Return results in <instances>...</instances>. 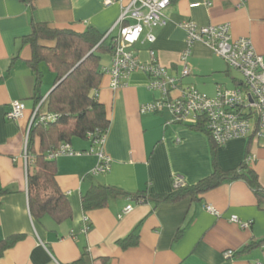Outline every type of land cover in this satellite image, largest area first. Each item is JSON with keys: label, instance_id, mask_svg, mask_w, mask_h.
<instances>
[{"label": "crops", "instance_id": "1", "mask_svg": "<svg viewBox=\"0 0 264 264\" xmlns=\"http://www.w3.org/2000/svg\"><path fill=\"white\" fill-rule=\"evenodd\" d=\"M113 1L0 0V243L22 235L4 251L0 264H69L83 253L91 264H264V244L244 250L264 238V209L245 180L223 183L201 199L156 203L133 196L168 195L175 191L177 176L194 185L214 171L212 140L206 132L184 123H168L171 113L166 109L141 111L160 92L149 88L151 76L139 69L119 88H112L107 72L100 83L99 100L110 119L102 145L110 158L109 169L93 174L99 162L96 152L57 157V181L69 198L72 217L57 222L51 215L32 216L24 153L37 81L29 64L32 47L24 37L32 32L36 20L79 32L89 26L102 32L113 29L112 34L118 35L119 26H114L122 8ZM165 19L164 25L150 30L153 42L144 33L132 48L143 63L152 61L153 50L172 76L180 77L183 69L181 57L188 47L183 23L188 20L199 26L229 23L232 38H250L256 51L264 54V0H172ZM187 61L193 73L181 79L180 87L193 85L206 94L202 88H214L213 95L208 94L214 96L219 85L226 87L227 80L235 83L229 64L204 42L191 46ZM42 64L39 94L46 98L55 79L53 83L44 81ZM111 64L112 55H104L102 68ZM16 101L24 103V113L11 119L7 114ZM75 138L70 143L77 151L98 149L89 136ZM39 144L37 139L38 149ZM248 154L256 156L248 164L264 186L262 140L239 138L218 146L216 163L224 171L232 170ZM93 184L113 186L127 194L111 199L104 208L86 212L82 196ZM129 205L132 210L124 212ZM232 216L250 222L249 226L232 221ZM86 226L88 231H84ZM133 230L139 233V242L123 248L119 240ZM228 251L233 254L228 256Z\"/></svg>", "mask_w": 264, "mask_h": 264}, {"label": "trees", "instance_id": "2", "mask_svg": "<svg viewBox=\"0 0 264 264\" xmlns=\"http://www.w3.org/2000/svg\"><path fill=\"white\" fill-rule=\"evenodd\" d=\"M117 36L102 32L94 26L79 32L70 28L52 27L47 22L34 21L32 32L24 37V42L32 47L30 66L36 73L35 108L44 98L39 94L42 72L41 63H45L55 74L54 88L39 108L37 119L30 128L28 152V191L29 206L34 218L51 215L57 222L72 217L73 211L66 192L57 181L56 158H50L49 152L62 142H72L73 138L86 139L91 132L96 137L105 135L110 127V119L105 105L99 100L98 91L105 70L102 68V57L113 55L117 46ZM235 83L238 82L234 79ZM46 112L58 115L55 121L43 122L39 118L42 108ZM205 119L191 127L202 130L212 140L214 161L213 173L194 185L176 188L168 195L145 197L134 194L139 199H150L156 203L177 202L186 198L201 199L207 191L226 182L243 179L252 188L258 199V205L264 209V186L260 183L257 172L244 160L238 168L224 171L217 166V145L206 128ZM254 135L250 136L252 140ZM39 139V149L36 141ZM127 194L116 187L93 184L82 196V207L87 212L104 208L109 201L119 195ZM22 235L8 237L0 243V257L6 249L14 245ZM139 242V233L133 230L119 240L123 248L134 246ZM264 244V238L247 245L249 250ZM69 264H91L87 253Z\"/></svg>", "mask_w": 264, "mask_h": 264}, {"label": "built area", "instance_id": "3", "mask_svg": "<svg viewBox=\"0 0 264 264\" xmlns=\"http://www.w3.org/2000/svg\"><path fill=\"white\" fill-rule=\"evenodd\" d=\"M113 2V0H105L106 4ZM117 2L122 8L114 26V28L119 26V34L116 35L117 46L112 55L111 66L104 67L105 73L111 75L112 88L125 85L126 78L131 72L143 70L151 76L149 88L159 91L160 97L154 102L142 105V112H162L166 109L171 113L168 123L196 125L205 119L206 128L219 146L233 139L249 138L252 135L257 140H262L264 145V54L256 51L250 38H232L229 23L199 26L191 20L184 22L188 47L182 53L183 69L180 77H175L170 75L167 68L159 62L153 50H151L152 61L143 63L132 48L141 40L144 33L147 40L154 41L155 37L150 30L154 26L166 23L165 10L172 0H117ZM112 31L113 29L108 31L107 36L112 34ZM199 41L207 44L214 54L222 57L231 68L241 73L242 79H237L238 82L233 88L219 85L216 94L210 96L193 85L179 86L182 78L193 73L187 60L191 54V46ZM174 91L178 93L175 94ZM44 100L45 98L34 109L30 119L24 153L27 170L30 160L29 132ZM24 109L23 102H13L7 115L11 119H19L23 116ZM57 118V114L42 112L39 120L50 122ZM88 136L93 144L98 146L97 150L92 148L86 152L77 151L70 142L65 141L51 150L48 157L96 152L99 162L93 174L106 172L110 167V158L102 149L105 135L95 138L96 133L91 132ZM255 158V155L248 154L245 161L250 163ZM184 185L186 184L181 176L174 179L175 189ZM207 209L216 213L211 205H208ZM131 210L132 206L129 205L124 212ZM231 220L239 222L244 227L249 226L250 223L239 220L237 216H232ZM84 221L87 223L88 218ZM88 230L89 226H86L84 231ZM232 254V251L227 252L228 256Z\"/></svg>", "mask_w": 264, "mask_h": 264}, {"label": "rangeland", "instance_id": "4", "mask_svg": "<svg viewBox=\"0 0 264 264\" xmlns=\"http://www.w3.org/2000/svg\"><path fill=\"white\" fill-rule=\"evenodd\" d=\"M42 70L44 71V81L49 83H53L54 79H55V75L54 73H52L51 71H49L48 67L45 64H42ZM231 73L233 75V77H235L236 79H242V75L241 73L235 69V68H231ZM52 85V84H51ZM236 85V83L232 82L231 80H227V82L225 83L226 87H231L233 88ZM201 90L206 91L208 94L213 95L214 93V88L212 89H208V88H202ZM77 140V138H74L73 141ZM59 158V157H58Z\"/></svg>", "mask_w": 264, "mask_h": 264}]
</instances>
